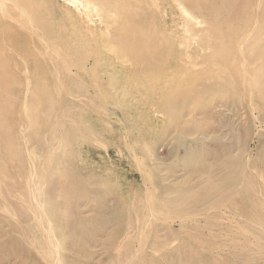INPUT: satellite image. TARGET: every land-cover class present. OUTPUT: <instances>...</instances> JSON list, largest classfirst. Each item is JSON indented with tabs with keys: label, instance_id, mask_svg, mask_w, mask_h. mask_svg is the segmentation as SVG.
<instances>
[{
	"label": "rangeland",
	"instance_id": "obj_1",
	"mask_svg": "<svg viewBox=\"0 0 264 264\" xmlns=\"http://www.w3.org/2000/svg\"><path fill=\"white\" fill-rule=\"evenodd\" d=\"M0 264H264V0H0Z\"/></svg>",
	"mask_w": 264,
	"mask_h": 264
}]
</instances>
